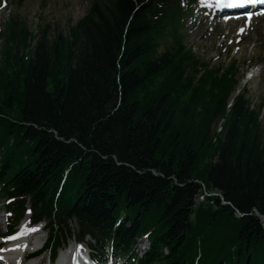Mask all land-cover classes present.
<instances>
[{
  "label": "trees",
  "instance_id": "obj_1",
  "mask_svg": "<svg viewBox=\"0 0 264 264\" xmlns=\"http://www.w3.org/2000/svg\"><path fill=\"white\" fill-rule=\"evenodd\" d=\"M187 17L181 0H94L70 38L45 32L33 45L21 22L7 25L0 198L10 233L30 207L53 258L68 237H90L101 261L145 236L139 264H264L263 105L237 93L229 107L238 63H201L180 34Z\"/></svg>",
  "mask_w": 264,
  "mask_h": 264
},
{
  "label": "rangeland",
  "instance_id": "obj_2",
  "mask_svg": "<svg viewBox=\"0 0 264 264\" xmlns=\"http://www.w3.org/2000/svg\"><path fill=\"white\" fill-rule=\"evenodd\" d=\"M93 2L94 0H24L20 4L19 0H0V32L6 29L12 19H17L29 32L32 45L45 32L49 42H53L58 35L70 38V31L85 17ZM198 9V5L194 7L189 20L181 29L186 47L201 63H210L215 68L223 65L227 67L232 60L238 62L240 81L232 99L237 93H242L252 102L255 109L263 105L260 123L264 132V30H260L264 19L254 22L249 34L240 36L237 24L214 27L209 23V19L204 20L206 17L200 15ZM160 44V53H163L171 44V38L161 40ZM2 48L3 39L0 37V49ZM196 202L198 203L199 199ZM5 211L4 202L0 201V235L6 231ZM28 218L29 215H26L23 223L27 222ZM71 228L75 229L76 224L72 223ZM47 233L46 229L41 235L43 239L47 237ZM73 242L75 241L70 240L69 244ZM148 246L147 241L143 239L141 248L146 250ZM41 259L43 264H49L47 254H43ZM117 264L125 262L117 260Z\"/></svg>",
  "mask_w": 264,
  "mask_h": 264
},
{
  "label": "bare ground",
  "instance_id": "obj_3",
  "mask_svg": "<svg viewBox=\"0 0 264 264\" xmlns=\"http://www.w3.org/2000/svg\"><path fill=\"white\" fill-rule=\"evenodd\" d=\"M263 19H264V18H263ZM227 25H228V24H227ZM260 30H264V21H263V23H262V25H261V27H260ZM246 31H247V28L245 29V32H246ZM35 243L37 244L38 242L36 241ZM15 249H16V252H13L12 254L15 255V257H16V259H17L18 262L22 263V262L24 261V259H26V255L23 256L22 253H21V251L23 252L24 249H25L24 243H23L22 241L16 243V244H15ZM87 249H88V248H87L86 245L82 247V250H83L84 252H86ZM69 256L71 257L72 254L70 253ZM82 256H83V253H81L80 256H78V259H81ZM65 259H66V255H65ZM69 260H70V259H69ZM61 263H64V262H61Z\"/></svg>",
  "mask_w": 264,
  "mask_h": 264
},
{
  "label": "snow or ice",
  "instance_id": "obj_4",
  "mask_svg": "<svg viewBox=\"0 0 264 264\" xmlns=\"http://www.w3.org/2000/svg\"><path fill=\"white\" fill-rule=\"evenodd\" d=\"M247 2H262L264 3V0H237V3L243 4V3H247ZM241 31H243V29H241ZM33 231H35L36 229H32ZM14 237H10L9 239H13Z\"/></svg>",
  "mask_w": 264,
  "mask_h": 264
}]
</instances>
